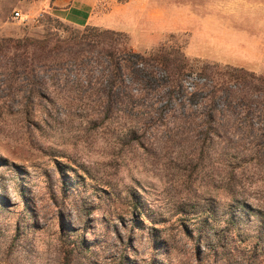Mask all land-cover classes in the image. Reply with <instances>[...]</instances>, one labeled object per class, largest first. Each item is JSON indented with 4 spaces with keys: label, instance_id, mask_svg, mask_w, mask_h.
<instances>
[{
    "label": "rangeland",
    "instance_id": "1",
    "mask_svg": "<svg viewBox=\"0 0 264 264\" xmlns=\"http://www.w3.org/2000/svg\"><path fill=\"white\" fill-rule=\"evenodd\" d=\"M96 1L0 0V264H264V0ZM224 22L254 63L187 52Z\"/></svg>",
    "mask_w": 264,
    "mask_h": 264
},
{
    "label": "crops",
    "instance_id": "2",
    "mask_svg": "<svg viewBox=\"0 0 264 264\" xmlns=\"http://www.w3.org/2000/svg\"><path fill=\"white\" fill-rule=\"evenodd\" d=\"M96 5V0H52L50 9L55 17L76 26L91 24L102 28L114 27L111 25L113 23L110 17L111 12L107 11L99 15L96 11ZM210 15L206 14V16L199 17V19L206 21L208 18L209 20L219 19L218 17ZM222 27L225 28V30L219 31L220 36L216 34L217 30L214 29H206L201 32L199 30H191L187 52L189 54L197 53L201 57L238 66H247L254 63L248 56L240 55L241 53L236 55L231 52L230 50L233 48L228 44L225 45L220 43V37L224 41L223 34L233 31L235 29V24L224 22ZM204 43L207 45H215L216 48L208 46L209 50H206L202 47V45H205Z\"/></svg>",
    "mask_w": 264,
    "mask_h": 264
},
{
    "label": "trees",
    "instance_id": "3",
    "mask_svg": "<svg viewBox=\"0 0 264 264\" xmlns=\"http://www.w3.org/2000/svg\"><path fill=\"white\" fill-rule=\"evenodd\" d=\"M85 26V25H84ZM107 55V62H108V80H107V86H106V90L104 92V95L106 97L105 100H101L102 103H103V107L102 109L105 111V112H108V110L111 109V107L116 103V102H119L117 99V96L116 94L113 92V88L122 84V86H124L123 84V81L122 79H120L118 77V72L119 71H122V73H127V66L125 64H120L119 62H117L114 58H113V52L112 51H107L105 53ZM152 56V55H151ZM152 58L150 56H140L139 58H137L135 61H134V64L135 66L137 67H140V68H143V69H147L148 67V63L149 61H151ZM171 81V80H170ZM171 84H169L170 86ZM126 93L125 94V98L128 100L136 97L137 95H139V93H136V91H129L126 90L125 91ZM113 97V99L111 98ZM123 102V101H122ZM121 102V103H122ZM212 134H216L215 131L212 132ZM228 237L227 236H224V239H227ZM226 246V243L225 244H219V247L222 249ZM232 249H234L235 251V247H231ZM231 250V249H230Z\"/></svg>",
    "mask_w": 264,
    "mask_h": 264
},
{
    "label": "built area",
    "instance_id": "4",
    "mask_svg": "<svg viewBox=\"0 0 264 264\" xmlns=\"http://www.w3.org/2000/svg\"><path fill=\"white\" fill-rule=\"evenodd\" d=\"M14 15H15V16H17V15H18V13L14 12Z\"/></svg>",
    "mask_w": 264,
    "mask_h": 264
}]
</instances>
